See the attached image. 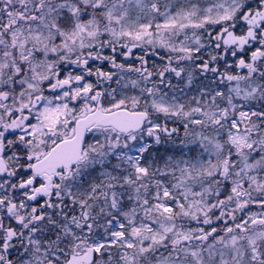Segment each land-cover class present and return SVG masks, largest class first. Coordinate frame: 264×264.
<instances>
[{
  "label": "snow or ice",
  "instance_id": "1",
  "mask_svg": "<svg viewBox=\"0 0 264 264\" xmlns=\"http://www.w3.org/2000/svg\"><path fill=\"white\" fill-rule=\"evenodd\" d=\"M0 264H264V0H0Z\"/></svg>",
  "mask_w": 264,
  "mask_h": 264
},
{
  "label": "flooded vegetation",
  "instance_id": "2",
  "mask_svg": "<svg viewBox=\"0 0 264 264\" xmlns=\"http://www.w3.org/2000/svg\"><path fill=\"white\" fill-rule=\"evenodd\" d=\"M137 52L139 51V50H136ZM151 59V58H150Z\"/></svg>",
  "mask_w": 264,
  "mask_h": 264
}]
</instances>
